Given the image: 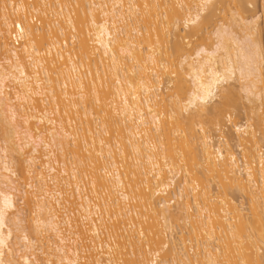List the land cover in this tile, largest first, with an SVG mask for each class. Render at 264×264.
I'll list each match as a JSON object with an SVG mask.
<instances>
[{
  "label": "bare ground",
  "instance_id": "1",
  "mask_svg": "<svg viewBox=\"0 0 264 264\" xmlns=\"http://www.w3.org/2000/svg\"><path fill=\"white\" fill-rule=\"evenodd\" d=\"M33 3L0 0V264H264V0Z\"/></svg>",
  "mask_w": 264,
  "mask_h": 264
},
{
  "label": "rangeland",
  "instance_id": "2",
  "mask_svg": "<svg viewBox=\"0 0 264 264\" xmlns=\"http://www.w3.org/2000/svg\"><path fill=\"white\" fill-rule=\"evenodd\" d=\"M26 1H29V3H33V2H34V0H32V2H30V0H26ZM33 4H34V3H33ZM29 5H31V4H29ZM246 7H247V8H246ZM28 8H30V6H28ZM31 9H32V8H31ZM261 9H262V8H261V0H255V3H254V5H253V7H251V5H249V6L246 5V6H245V10H246V11H245V13H244V16H245V17H251V16H254V17L256 16V17H258L257 20H258V24L261 25V26H259L260 28H262V23H263V18H262V16H261V15H262ZM32 10H33V9H32ZM32 10L28 9V11H29V12H28L27 9H26L27 12H25V14H26L25 17H26L27 19H28V17L30 18V16L33 17V15L35 14V13H33V15H32V14L29 15L30 12H34V11H32ZM11 12H12V10H11ZM9 13H10V11H9ZM27 13H28V14H27ZM11 14H12V15H11ZM40 14H41V13H40ZM15 15H16V16H15ZM27 15H28V16H27ZM36 15H37V14H36ZM36 15H34V17H33V18H35V21H34L33 23L30 22V24L32 23L33 25H36V26H37L38 24H43V21H41V20H43V19L40 18V17H42V16H40V15L38 14V16H39V18H40V19H39L38 16H36ZM50 15H51V14H50ZM50 15H49V16H50ZM11 16H12V17H11ZM14 16H15V17H14ZM47 16H48V14H47ZM47 16L45 15V16H43V17H45V19H46L47 21H50L49 18H48ZM51 16H52V15H51ZM10 17H11V18H10ZM16 17H17V19H16ZM46 17H47V18H46ZM12 18H13V19H12ZM19 18H20V14H19V13H18V14H16V13L14 14V13L12 12V13L9 14V20L11 19V20L9 21V22L11 23V24H10V25H11V26H10L11 28H10L9 31H12V30H13V27H12V26H13V23H14V21H17ZM51 18H54V16L51 17ZM51 18H50V19H51ZM45 19H44V20H45ZM54 19H55V18H54ZM54 19H53V20H54ZM46 20H45V21H46ZM53 20H51V21H53ZM11 21H12V22H11ZM40 22H42V23H40ZM259 22H260V23H259ZM37 23H38V24H37ZM9 33H10V32H9ZM58 35H59V34H58ZM9 37H10V35L8 36V39H9ZM63 37H64V36L59 35L58 40H59V39H63ZM64 38H68V41H70V39H69V38H70L69 35L66 36V37H64ZM9 40H10V39H9ZM10 42H11V41H10ZM85 70H86V69H85ZM244 117H245V113L243 112V110L240 109V110L237 112V117H236L237 122H239V123L242 122L243 119H244ZM213 135H215V133H214ZM14 179H15V178H14ZM235 197H236V196H234V199H236ZM243 201H244V200H243Z\"/></svg>",
  "mask_w": 264,
  "mask_h": 264
},
{
  "label": "built area",
  "instance_id": "3",
  "mask_svg": "<svg viewBox=\"0 0 264 264\" xmlns=\"http://www.w3.org/2000/svg\"><path fill=\"white\" fill-rule=\"evenodd\" d=\"M35 21V18H33V22ZM21 32L18 30L17 27H13V30L10 35V41L12 46L18 47L21 44Z\"/></svg>",
  "mask_w": 264,
  "mask_h": 264
}]
</instances>
